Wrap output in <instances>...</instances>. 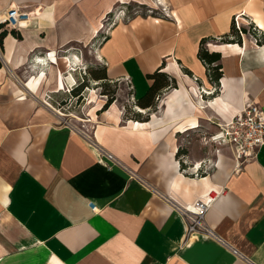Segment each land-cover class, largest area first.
<instances>
[{
	"label": "crops",
	"instance_id": "crops-1",
	"mask_svg": "<svg viewBox=\"0 0 264 264\" xmlns=\"http://www.w3.org/2000/svg\"><path fill=\"white\" fill-rule=\"evenodd\" d=\"M130 2L151 10L129 14ZM14 6L33 17L14 29L21 38L0 28V264H264V145L236 167L210 139L246 102L264 111V45L219 38L237 14L264 31V0H0V15ZM202 37L220 53L218 84L197 56ZM96 41L95 58L110 79H129L134 99L158 69L176 81L142 108V147H120L127 124L103 111L84 134L42 104L60 49ZM182 84L186 97L169 110ZM204 201L201 227L188 230L186 213Z\"/></svg>",
	"mask_w": 264,
	"mask_h": 264
},
{
	"label": "rangeland",
	"instance_id": "rangeland-1",
	"mask_svg": "<svg viewBox=\"0 0 264 264\" xmlns=\"http://www.w3.org/2000/svg\"><path fill=\"white\" fill-rule=\"evenodd\" d=\"M127 8L129 14L134 12L145 13L151 10L146 5L137 2H130V4H127ZM119 16L129 17L132 15H107L104 23L107 19L113 20ZM245 18V23H240L238 16L232 15L231 22L233 21L237 27L245 25L249 29L250 20L247 17ZM99 40L101 41V39ZM100 41L91 42L87 45L74 42L66 47H62L59 55L70 59L69 65L66 68H63V62H60L58 65V68H63L64 76L67 77L65 79V88L46 93L42 98L44 106L56 111L55 121L57 123L76 127L84 134H89L92 123L100 119L99 115L104 110L105 104L106 108H108L111 103H117L122 111L121 124H124L123 122L129 119L141 121L148 116V111H138L137 106L139 105H137V100L134 99L126 84L128 78L126 80L121 78L110 79L109 77L105 79L95 78V75L105 67L103 62L101 63L95 58ZM56 69L57 67L54 68L52 74L55 75ZM169 90H163L160 92V95L163 96ZM111 98L113 99L112 102L107 104ZM136 98L138 99V97ZM100 99H102V102L99 104L98 100ZM156 101L158 103L159 100L157 99ZM155 107L153 106V108ZM181 156V154L176 155V159L179 160ZM202 174L199 171L195 176H201Z\"/></svg>",
	"mask_w": 264,
	"mask_h": 264
},
{
	"label": "built area",
	"instance_id": "built-area-1",
	"mask_svg": "<svg viewBox=\"0 0 264 264\" xmlns=\"http://www.w3.org/2000/svg\"><path fill=\"white\" fill-rule=\"evenodd\" d=\"M33 14L25 6H14L0 15L2 28L20 29L30 24ZM128 84L129 79H128ZM217 130L210 139L218 146H228L231 149L236 167L255 156L258 149L264 145V111L256 102H246L233 117L216 123ZM107 157L112 159L110 154ZM197 170L194 175H197ZM210 197L208 200H211ZM208 201L199 202L186 213L188 230L201 227V214Z\"/></svg>",
	"mask_w": 264,
	"mask_h": 264
},
{
	"label": "trees",
	"instance_id": "trees-1",
	"mask_svg": "<svg viewBox=\"0 0 264 264\" xmlns=\"http://www.w3.org/2000/svg\"><path fill=\"white\" fill-rule=\"evenodd\" d=\"M1 28V26H0ZM10 32L17 38H21L20 34L12 29ZM7 29H2L0 31V46L2 47V38L6 35ZM250 34L255 38V41L259 45H264V31L258 29L255 25L250 23V28L248 29L246 26H235L234 22H231L230 31L221 35L219 38L222 42H234L241 43L242 35ZM213 37H202L199 42V47L197 51V56L203 63L206 69V74L210 82L218 84L220 77L222 76V66L219 62L220 53L217 51H209L205 47L206 41L212 39ZM2 63L0 60V67ZM185 72L190 73L187 69H184ZM150 78H153V83L150 85L148 91L139 97L137 100V105L141 108H145L147 106L155 107V97L166 87H176V81L174 78H170L164 71H160L159 69L154 71L153 73L148 75ZM107 73L105 67L95 75L97 79H105L107 78ZM112 98L109 99L107 104L112 102ZM106 108V104L104 109ZM147 118V117H146ZM143 119V120H146ZM141 120V121H143ZM185 153V150L179 148L176 152V155Z\"/></svg>",
	"mask_w": 264,
	"mask_h": 264
},
{
	"label": "bare ground",
	"instance_id": "bare-ground-1",
	"mask_svg": "<svg viewBox=\"0 0 264 264\" xmlns=\"http://www.w3.org/2000/svg\"><path fill=\"white\" fill-rule=\"evenodd\" d=\"M238 16V21L240 23H245V19L242 15L237 14ZM63 62V68H66L69 65L70 59L68 57H60ZM77 59V57L75 56ZM39 61L45 63L42 58L39 57ZM51 62L53 63H58V57H57V52L52 51L50 53V59ZM63 68H57L55 71V80H54V90L53 91H59L61 89L65 88V76H64V71ZM46 77V71L45 69H39L37 71V74L33 76L29 82L28 85L33 88L37 89L39 88L42 80ZM187 81H190V79L186 76L185 78ZM192 90L195 91V85H192ZM187 90L184 86V84L181 85L179 89L175 88L171 90V93L168 95L167 102H168V107L170 109H174V106L176 104H179L183 101L184 97H186ZM92 97H94L92 95ZM102 102V99L98 100V103L100 104ZM98 104V105H99ZM138 111L144 112V110L137 106ZM103 113L105 117H111L114 120L118 122L121 121V109L117 105V103H111L110 106L106 109L103 110ZM153 119L150 125L157 124L161 119L157 118L154 114L152 115ZM144 121H138V120H133L129 119L125 121V124H127L126 128L121 132L119 141H120V147H122L124 150H130V149H135L137 147H142L143 146V141H142V133H143V124ZM194 121H191L190 124H194ZM124 124V125H125ZM185 123L184 121L179 122L177 124V127L182 128L184 127ZM183 129V128H182Z\"/></svg>",
	"mask_w": 264,
	"mask_h": 264
}]
</instances>
